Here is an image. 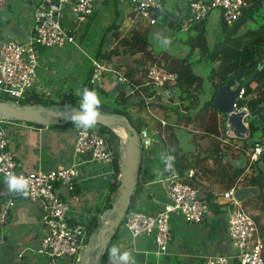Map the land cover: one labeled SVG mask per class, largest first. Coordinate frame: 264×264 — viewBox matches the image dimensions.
<instances>
[{
	"label": "built area",
	"instance_id": "obj_1",
	"mask_svg": "<svg viewBox=\"0 0 264 264\" xmlns=\"http://www.w3.org/2000/svg\"><path fill=\"white\" fill-rule=\"evenodd\" d=\"M7 0H0V4ZM99 0H40L34 12V35L27 41L15 38H5L0 45V101L15 104L17 108L25 105L38 106L30 101L32 94L44 96L46 101L56 100L52 92L47 95L39 87V69L42 52L58 49L68 44H75L73 31L68 30L62 23L67 12L76 17L78 24H83L93 14L95 4ZM165 0H128L131 13L140 21L156 24L154 12L160 9ZM245 0H188L185 11L178 19L180 28L186 32L197 24L206 20L212 11H218L221 22L232 26L241 16L245 8ZM96 71L92 76V84L98 80L102 71H112L109 67L96 63ZM115 72V71H114ZM119 82L126 79L115 72ZM179 74L167 68L152 65L143 78L144 86H153L161 96V102L168 104L169 97L177 95ZM174 91L170 94V88ZM136 89V87H134ZM245 97L242 88L234 104L235 110H241L237 103ZM148 104V103H147ZM147 112L152 119L158 121L161 134L165 140L168 123L155 114V109L147 105ZM14 122L6 121L0 117V180L6 182L11 174L23 176L27 180V197L29 200L39 202L44 208L43 225L46 235L37 251L47 259L46 264H82L84 248L88 236L89 221H77L68 216L69 205L56 193L58 188H64L69 194L75 195L79 183V167L89 164L98 170L94 175L101 181L112 182V153L106 139L95 126L84 130L77 126L74 142L73 163L49 172L35 171L21 172L15 152L11 149L12 128ZM141 152L150 148L154 141L147 129L139 133ZM234 141H225L235 150H239L246 158V170H251L257 162L264 164V144L254 147H243ZM167 146V145H166ZM169 147L167 146V154ZM88 159L78 161L79 156ZM169 169V164L166 165ZM165 188L169 203L156 214L137 211L128 216L125 232H120L118 247L121 250L136 252L138 238H153L156 243L157 256L167 255L172 241L170 222L172 217H180L187 223L200 224L210 212L209 201L201 194L196 184L197 174L188 170L180 174L178 170L170 169ZM118 178L121 181V174ZM236 187L222 194L223 204L228 207V235L233 253L217 256H208L205 264H264L263 244L259 228L253 217L242 204L234 198ZM18 194V193H15ZM15 207V201L10 199L0 206V229L3 230ZM131 264H151L148 262H131Z\"/></svg>",
	"mask_w": 264,
	"mask_h": 264
},
{
	"label": "crops",
	"instance_id": "obj_2",
	"mask_svg": "<svg viewBox=\"0 0 264 264\" xmlns=\"http://www.w3.org/2000/svg\"><path fill=\"white\" fill-rule=\"evenodd\" d=\"M39 1L7 0L5 3L0 4V45L7 37L23 42L34 35V12ZM165 1L159 10L164 15H169L172 19L177 16L175 20L177 25L178 19L185 11L188 0H174L176 13L164 10ZM249 1L251 0H245L246 3H249ZM262 10L264 14V5ZM66 14L62 19V23L68 30L73 31L76 39L75 44L51 49L52 52L43 51L39 69L40 81L38 88L41 87L43 92L46 93L47 88L50 87L52 95L54 94L50 98H55L59 101L67 100L72 93H76L82 87L87 68L91 65L90 59L93 57L103 33L106 32L111 22L116 20L118 24H121L127 14L133 15L128 0H99L95 4L93 14L83 24H78L73 14ZM157 22L158 20L156 19ZM167 22L170 24L169 21ZM206 24L207 37L210 39L213 35L218 39L221 36L219 12L216 10L212 11L206 19ZM123 25L125 26L124 22ZM18 32L22 34L21 39L13 35ZM190 33V36H192L193 31ZM213 43H209V45L211 46ZM71 47H75L78 50L76 56L72 55ZM79 53H82L83 57L79 56ZM86 65L88 66L86 67ZM80 71L81 73H79ZM102 73L103 71L93 84L101 79L104 84L102 85L104 93H114L116 97L118 95L121 96L122 84L118 81L117 75H115V81L110 84V74L107 73L103 76ZM80 74L82 75L81 77ZM262 79L261 77L259 78V80ZM256 85L255 82L251 84L253 89ZM153 122L156 123V121ZM156 125H159L158 121ZM115 127L119 129V133L126 134L125 128ZM115 127L112 129L116 132ZM154 127L150 125L149 129L155 134L158 130ZM11 128L14 140H12L10 147L15 152L17 161L21 166V172H49L65 167L75 160L73 151L77 134L76 125L66 128L58 125L57 127L37 128L26 124H15ZM191 130H193L194 134L192 136L195 144L193 149H187L186 144L184 143L183 145L180 141L176 143L177 140L175 141L176 144L172 143V145L177 146L180 151L182 165L187 167L185 172L188 170L196 172L197 179H195V182L199 186L201 194L206 199L208 194H213L216 197L214 203L220 205L221 208L215 210V207L210 205L209 214L200 224L187 223L180 217H172L170 222L172 241L168 254L160 257L155 254L156 243L153 238H138L136 240V252H130L133 255L131 262H148L149 256L152 255L155 257V262L151 264H205L208 256L222 254L230 256L234 251L228 235L229 211L227 205L223 204L221 196L236 186H245L238 185L237 182L245 180L246 176H250L252 170H246L245 168V173L239 178H235L232 167L237 168L234 166V162L242 154L239 150L230 147L232 151L224 154L226 160L220 165L221 167L216 166L220 170L217 175V183L223 186V191L218 194L215 191L207 190L204 193L202 187L207 184L206 180H204L207 174L203 172L204 168H201L200 162L192 161L189 164L190 161H188L185 152L192 150L196 154L195 158H197L198 153L203 151L204 155L200 159L211 160L210 151H207V149L215 144V137H205L203 132L198 129ZM116 133L120 138L122 137V134ZM221 137L223 136L221 135L218 140ZM223 139L222 141L225 143L227 138L223 137ZM234 142L246 148L251 143L240 140ZM244 142H247V145ZM165 143L159 138L150 148L142 152L140 171H138L137 175V185L142 187V190L137 198V211L153 215L170 202L165 188L167 178L170 175V169L166 166L169 164V157ZM85 159L88 158L84 155L76 158L78 161H84ZM79 169V183L76 188V194H69L64 188H58L56 193L68 203L70 207L69 217L77 221L91 222L93 218L103 214L100 211L105 205L107 197L116 198L119 191L110 195L109 187L111 182L95 178L94 175L98 173V170L92 165L83 164ZM117 179L120 181L119 178ZM232 183H234V186L229 188ZM10 199L15 201V207L12 208L11 216L4 229H0V256L8 260L6 264H46V257L37 252L47 233L43 225V216L45 214L43 206L39 202L29 200L24 194L10 192L6 182L0 180V206ZM123 231L125 232L124 227L121 232ZM89 238L90 236L86 238V245ZM100 264H113V262L111 259L104 257Z\"/></svg>",
	"mask_w": 264,
	"mask_h": 264
},
{
	"label": "trees",
	"instance_id": "obj_3",
	"mask_svg": "<svg viewBox=\"0 0 264 264\" xmlns=\"http://www.w3.org/2000/svg\"><path fill=\"white\" fill-rule=\"evenodd\" d=\"M263 1L264 0H251L249 3H246L240 18L232 26H227L225 23L221 22V39L214 42L211 46L208 43L206 20L200 22L193 29H191L193 31V35L187 37V42L191 51H198L199 55L197 61H200L202 57H206L208 59L207 61L216 64L211 68L206 78L196 75L193 71H191V69L180 70V72L175 71L179 74V84L176 87L178 92L177 100L179 104L183 105V110L186 112V115L193 108H195L196 103L200 101V98L202 97L201 92L206 85L211 87V95L209 99L204 102L202 108H200L195 114L202 115L209 109L208 113L205 114V117L208 118L205 119L203 129L206 132V136L215 137L217 141L221 135L229 139L225 133L227 130L226 117L222 115L213 105V99L216 96L218 88L226 85L229 81L235 79L236 76L243 74L250 69L256 71L259 63L264 59ZM153 17L155 19L163 18V24L169 21L172 27L181 29L179 23L177 25L175 24L177 16H174L172 19L169 15H164L159 9H157L154 12ZM120 25L121 24H118L116 20L111 22L106 32L103 33L98 47L91 58L98 64L111 67L113 71L118 72L126 79V82H120L122 84V90L120 91L122 94L119 98L114 96V93L97 92L102 99L98 113L126 117L130 124L138 131V133H140L142 128H149L150 126L147 117L152 119L151 115L147 112V105L155 109V114L161 113L162 118H166L168 107L166 104L161 102V96L157 93L153 86L143 85V78L146 75L147 69L140 70L135 60L132 61L133 57L139 53H143L145 48L149 45L146 32H143L140 28L134 27L129 31V36H125L126 34H123L122 36L119 32ZM191 30L189 31L191 32ZM115 42L116 44L113 45ZM168 69L171 71L175 70L173 68ZM95 71L96 67L91 63V65L87 68L86 75L82 82V87L76 93H72L69 96L70 98L67 100L46 101L44 96L32 94L30 96V101L37 105H45L49 107L52 105H56L57 107L65 105L73 108V106L79 101L80 92L85 87L92 89L93 84L91 80ZM141 71H143L142 74ZM105 74L107 73L103 71L102 75L104 76ZM248 77L249 75L240 80L239 84L243 85L242 88L245 89V95L250 93L253 95L249 99L244 97V99L240 100L237 105L239 108L246 107L253 111L264 104V67L252 81H259L254 89H250L252 82L245 84ZM260 77L263 79L259 80ZM134 87H136V89ZM173 97L174 96L169 97V101H173ZM218 116L223 118L220 124L218 122ZM179 119L182 118L180 117ZM179 119L177 122H179ZM8 121L22 125H31L37 128L45 127L36 123H24L15 120ZM185 121L186 124L193 122L190 116H185ZM74 125L75 124L71 122L65 125L64 128ZM94 126L101 133V135L105 137L107 145L112 153L113 181L110 183L109 191L110 195H113L119 191L121 186V182L118 181L117 178L119 174H121L124 148L121 145V138L112 128L97 124ZM250 126L252 130L251 137L254 136L255 132L261 131L262 133L259 138L248 144V147H254L257 144H264V128L262 125L257 120H253L250 122ZM49 127H57V125ZM158 137L164 143L165 140L159 134ZM244 143L247 145V142ZM165 144L170 146L168 142ZM210 156L215 162L218 160V153L213 151ZM168 157L170 169L178 170L180 174H183L187 167L182 165L180 151L174 144L169 147ZM245 168L246 167H232L236 179L245 173ZM251 170L250 176L248 175L245 178V186H258L260 188L258 198L264 199L263 167H261L259 162H257L253 165ZM138 171H140V164ZM233 186L234 183H232L229 188ZM141 190L142 187L136 185L127 214L117 233L112 237L108 244L105 255L107 259H110L108 254L110 248L113 245H118L120 232L128 216L137 212V198ZM207 196V200L209 201L211 207L213 206L215 207V210H219V208H221L220 205L214 203V199L216 197L213 194H208ZM109 197L110 196L107 197L105 205L101 208V213H103L106 209L111 208L112 204L115 202V198ZM249 201L250 200L246 201L242 205L244 206ZM259 209L261 215L264 217V202ZM96 219L97 217L93 218L89 224L87 238L92 234L96 227ZM253 219L259 228V234L263 244L264 258V222L261 221L259 216L253 217ZM233 264H238V261H234Z\"/></svg>",
	"mask_w": 264,
	"mask_h": 264
},
{
	"label": "rangeland",
	"instance_id": "obj_4",
	"mask_svg": "<svg viewBox=\"0 0 264 264\" xmlns=\"http://www.w3.org/2000/svg\"><path fill=\"white\" fill-rule=\"evenodd\" d=\"M164 10L176 13L174 0L165 1ZM67 14H69V12H67ZM157 20L158 22L156 24H151L148 22L140 21L137 17L131 14H127V17L121 22L119 30L122 36L123 34L124 35L126 34L125 36H129V31L132 28L137 27V28H140L143 32H146V35L148 37L149 45L145 48L143 53H139L135 57H133L132 61L135 60L140 70L141 69L148 70V68L152 65L161 66L167 69L173 68L175 69L174 71H177V72H180V70L191 69V71H193V73H195L196 75L206 78L211 68L216 64L207 61L208 59L206 57H202L200 61H197L198 55H199L198 51L197 50L191 51L189 44L187 42V37L191 35L190 31L184 32L181 29L172 27L170 24H168V22H165L163 24L162 22L163 18H159ZM123 22L125 23V26L123 25ZM13 35L14 37L20 38V39L22 37V34H20L19 32ZM213 37L214 36L212 35L210 39L208 38V41L210 44H212L217 39V37H214V38ZM219 39H221V36H219L217 40ZM48 51L52 52V50H48ZM70 51L72 52L73 56L77 55L78 50L75 47H71ZM79 56L83 57V54L79 53ZM87 66L88 65H86V67ZM109 69H111V67H109ZM79 73H81V71ZM106 73L110 74L111 76V81H110V84H111L112 82L115 81L116 74L113 70L106 71ZM142 73L143 71H141V74ZM81 76L82 75L80 74V77ZM258 82L259 81H256L255 84H258ZM102 85L104 84L102 80L100 79L97 83L92 85V89H94L96 92H104V90L102 89L103 88ZM49 88L50 87L47 88V95L51 92ZM53 89L56 90L55 88ZM250 89H253V87L251 86ZM210 93H211V87L206 85V87L201 92L202 97L200 98V101L196 103L195 108H193L187 115H186V112L183 110V105L178 103V100H177L178 94L173 97V101L168 102L167 104L168 110L166 112L167 113L166 118H162L161 113L157 114L160 118L164 119L168 123V126L165 129L166 131L165 141L168 142L170 146H172V143H175V141L177 140L176 143L180 141L183 145L184 143L186 144L187 149H193L195 144L193 143L192 136L194 134H193V130L191 129H198L200 132H203L205 137H208L206 136V132L204 131L203 128L205 124V119L208 118V117H205L206 116L205 114L208 113L209 109L202 115H197L195 113L200 108H202V106L204 105V102L209 99L211 95ZM252 95L253 94L251 93L246 94L245 97L249 99L252 97ZM117 97L119 98L120 95H118ZM53 107H57V106L54 105ZM185 116H190L193 122L186 124ZM180 117L182 119H179ZM217 118L220 124L223 118L221 116H218ZM178 119H179V122H177ZM147 120L150 123V125L155 126L154 128H156L157 130L160 129L159 125H156V123L153 122L154 121L153 119L147 118ZM116 126H120L124 128L123 123H117ZM144 128L148 130L154 142L159 140L158 133L154 134L153 132L150 131L149 128H146V127ZM115 130L116 132H118V134H122V133H119L118 128L115 127ZM261 133H262L261 131L255 132L254 136L251 137L247 142H252L253 140L259 138ZM159 135L161 136V134ZM121 136H122L121 145L123 146L124 152H125L126 135L122 134ZM222 140H224L223 137H221L218 141L215 139V144L211 148L207 149V151H210L209 155L213 151L218 153V160L216 162L212 159L211 160L200 159V157L204 155L203 151H200V153L202 152L201 154L198 153L199 155H197L198 157L196 156L197 158H195L196 154L193 153L192 150L185 152V154H187L188 161H190L189 164H191L192 161L200 162L199 165H201V168H204L203 172L207 174L204 177V180H206L207 184L206 186L202 187L203 188L202 191L204 193H206L207 190L215 191L218 194L223 191L222 189L223 186L217 183V180H218L217 175L220 170L218 169L219 167L216 168V166H220L223 164V162L226 160V158L224 157V154L232 151L231 150L232 147L229 144L226 145V143H224ZM225 141L228 142L227 139ZM142 152H144V150ZM124 157H125V153H124ZM237 183L238 185L243 186L246 184V181L242 180L241 182H237ZM119 194H120V189H119L118 194L116 195L115 200L118 198ZM263 202H264V199H260L257 196L251 199L243 207L247 210V212H249V214L252 217L259 216L261 218V221L264 222V217L261 215L260 209H259ZM129 252H132V251H129ZM6 261H8L6 260V258H2L0 256V264H6L7 263ZM147 261L149 263H153L155 262V257L150 255Z\"/></svg>",
	"mask_w": 264,
	"mask_h": 264
},
{
	"label": "water",
	"instance_id": "obj_5",
	"mask_svg": "<svg viewBox=\"0 0 264 264\" xmlns=\"http://www.w3.org/2000/svg\"><path fill=\"white\" fill-rule=\"evenodd\" d=\"M263 67L264 59L259 63L256 71L250 69L217 90L213 105L226 117V135L230 139L248 141L252 134L250 122L253 120H257L264 128V104L253 111L246 107L241 110L234 109V104L243 87L239 84V81L249 75L245 84L251 83ZM169 90L171 94L174 88L171 87ZM71 113L72 108L65 105L59 107L25 105L17 108L15 104L0 101V117L3 119L36 123L45 127L52 125L65 126L71 123L72 121L69 118ZM117 123H123L127 132L125 157L121 164L120 194L112 207L106 209L101 216L97 217L96 227L84 248L82 264H100L102 262L107 252V245L117 233L127 214L137 185V175L142 155L138 131L126 117L98 113L97 125L113 128ZM245 162L246 158L241 156L234 162V166L242 168ZM259 165L263 167L264 172V164L259 163ZM259 194L260 188L258 186L237 187L233 193L235 200L240 204L257 197Z\"/></svg>",
	"mask_w": 264,
	"mask_h": 264
},
{
	"label": "clouds",
	"instance_id": "obj_6",
	"mask_svg": "<svg viewBox=\"0 0 264 264\" xmlns=\"http://www.w3.org/2000/svg\"><path fill=\"white\" fill-rule=\"evenodd\" d=\"M101 103L102 99L98 93L94 89L85 87L80 92L78 103L72 108L70 120L84 130L93 127L97 123L98 109ZM6 185L10 192L27 195V180L23 176L16 174L8 175L6 177ZM108 254L113 264H131V253L127 250H121L118 245H113Z\"/></svg>",
	"mask_w": 264,
	"mask_h": 264
},
{
	"label": "bare ground",
	"instance_id": "obj_7",
	"mask_svg": "<svg viewBox=\"0 0 264 264\" xmlns=\"http://www.w3.org/2000/svg\"><path fill=\"white\" fill-rule=\"evenodd\" d=\"M123 128V127H122ZM125 134V133H124ZM126 135V134H125Z\"/></svg>",
	"mask_w": 264,
	"mask_h": 264
}]
</instances>
